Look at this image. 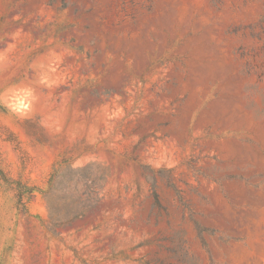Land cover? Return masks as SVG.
<instances>
[{"label": "rangeland", "instance_id": "1", "mask_svg": "<svg viewBox=\"0 0 264 264\" xmlns=\"http://www.w3.org/2000/svg\"><path fill=\"white\" fill-rule=\"evenodd\" d=\"M0 264H264V0H0Z\"/></svg>", "mask_w": 264, "mask_h": 264}]
</instances>
